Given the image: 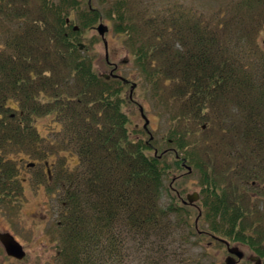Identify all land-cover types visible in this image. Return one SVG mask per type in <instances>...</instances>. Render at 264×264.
<instances>
[{"label":"trees","instance_id":"1","mask_svg":"<svg viewBox=\"0 0 264 264\" xmlns=\"http://www.w3.org/2000/svg\"><path fill=\"white\" fill-rule=\"evenodd\" d=\"M44 1H40L43 17L33 19L30 26L25 24L26 30L21 31L18 28L25 13L14 7L19 4L27 9L28 0H0V206H22L19 173L23 162L47 164L50 157L64 160L67 154L76 156L78 165L59 189L64 198L57 229L66 232L59 251L63 264H136L137 259L143 264H191L187 238L177 228L170 230L169 225H175L181 216L189 218L193 205H184L173 187L181 176L168 185L164 178L170 176L173 166L183 168V163L188 166L193 162L198 168L197 162L191 154L179 156L184 147L181 139L169 136V143L176 141L173 148L158 152L150 142L130 138L128 118L121 108V89L126 82L106 81L98 75L91 58L80 52V29L62 15L67 5H76L77 1L60 0L53 10ZM123 1L117 0L109 12L118 21L115 31L130 40L134 24L140 19L156 41L154 46H140L132 52L137 65L142 67L152 54L165 56L161 67L165 76L170 73L166 79L173 78L172 71L186 83L199 112L206 110L207 100L213 105L215 94L228 83L237 94L241 90H257L254 84L251 86L253 79L243 74L239 61L231 62L219 54L215 31L227 27L222 20L225 11H219L215 23L190 19L167 9L151 16L147 11H135ZM261 1L231 0L247 9ZM88 8L87 14L81 15L82 29L100 17L98 9ZM47 12L56 20L46 19L43 14ZM9 16L18 22L16 32L4 30ZM171 36L183 38L188 44L186 51L168 54L163 40ZM195 47L200 50L197 59L192 54ZM251 102L260 107L254 100ZM49 115L54 116V125H60L61 130L51 132L53 137H44L38 132L37 121ZM168 154L172 155L171 163L164 159ZM203 177V204L209 215L221 220L212 224L211 235L230 236L245 212L238 208L228 214L226 194L219 193L208 171ZM163 195L168 203L160 207L156 202ZM232 196L240 198L241 192L234 190ZM225 222L231 227L228 231L223 229ZM194 229L190 233L199 240L208 235L197 230V221ZM179 240L182 243L174 249ZM221 240L213 242L224 244ZM248 244L259 258H264V250Z\"/></svg>","mask_w":264,"mask_h":264},{"label":"rangeland","instance_id":"2","mask_svg":"<svg viewBox=\"0 0 264 264\" xmlns=\"http://www.w3.org/2000/svg\"><path fill=\"white\" fill-rule=\"evenodd\" d=\"M40 1L28 0L27 9L19 4L14 7L25 13L18 29L26 30L25 24L30 26L33 19L40 17L43 12ZM76 1V5H67L62 10V15H67L72 25L80 29L81 34L77 41L80 52L91 58L93 69L98 75L102 78L108 76V80L104 78L106 81L118 79L112 77L113 72V75L125 80L126 84L121 89V108L128 118L130 138L150 142V146L158 152L173 148L176 141L169 143V136L174 140L181 139L184 147L179 151V156L191 154L192 160L197 162L198 168L193 162L188 163L191 173H187L185 167L173 166L172 176H181L175 182L172 176L164 178L165 185L174 182L173 187L183 199L188 194L199 195L190 217L181 216L180 220H175V225H169L170 230L177 228L187 238L186 247L190 249L191 264H225L229 253L224 244L213 242L216 237L226 241L230 247H238L244 253L245 258L239 264H248L246 258L250 255L259 257L248 242L260 251L264 250V0L253 9L238 7L231 0L123 1L135 11H147L151 16L161 14L167 9L176 10L190 19L215 23L219 20V11H225L222 20L228 25L215 31L221 48L219 54L222 53L231 62L239 61L245 72L243 74H248L253 79L251 86L254 84L257 90H241L237 94L238 92H233L235 88L228 83L226 88L215 94L213 105L209 100L205 102L206 110L203 112L198 111L196 100L186 83L175 77L172 71L173 78L166 79L170 77V73L165 76L164 67H161L165 56L152 54L142 67L137 65L132 52L140 46L148 48L156 45L152 32L144 26V22L140 19L135 22L132 38L127 40L115 31V26L118 25L116 16H109L111 7L117 0ZM44 3L49 4L47 7L53 10L60 0H45ZM88 7L98 9L100 17L95 24L82 29L81 15L87 14ZM43 15L50 21L55 19L50 12ZM9 17L4 24V30L8 33L14 30L16 32L18 22L13 16ZM99 24L108 29L103 38L97 32ZM180 35L182 37L183 32ZM179 38L180 36L164 38L168 54L186 51L188 44L183 38ZM192 54L195 59L199 58V47H195ZM111 65L115 66L114 70ZM133 84L135 88L131 92ZM253 100L260 107L251 105ZM146 120L148 123L144 128ZM37 129L42 136L53 137L51 132L61 130V126L54 125V116L49 115L38 119ZM261 132V135L258 134ZM164 159L171 163L172 155H165ZM29 163H34V166H28ZM77 165L78 158L68 154L64 160L57 156L50 157L47 164L43 161L27 160L20 165L23 204L15 209L0 206V234L10 233L21 244L25 257L16 260L7 256L0 243V264H63L59 251L66 232L57 229L60 225L61 199L64 198L59 189L66 183L68 173L75 170ZM235 166L238 168L236 171ZM206 171L210 173L219 193L226 194L228 214H233L238 208L245 212L238 221L235 234L211 235L212 224L221 220L209 215L207 205L203 204V190L206 186L203 173ZM74 188L72 185V189ZM234 190L241 192L240 198L235 199L232 196ZM167 203L168 198L165 195L156 202L160 207ZM198 209L201 211L200 216ZM196 220L197 230L210 236L199 240L191 235ZM223 229L228 231L231 227L225 222ZM179 241L174 249L182 243ZM137 260L136 264H143L142 260Z\"/></svg>","mask_w":264,"mask_h":264},{"label":"water","instance_id":"3","mask_svg":"<svg viewBox=\"0 0 264 264\" xmlns=\"http://www.w3.org/2000/svg\"><path fill=\"white\" fill-rule=\"evenodd\" d=\"M108 31L107 27L103 24H99L97 26V32L100 35L101 38L104 37L105 33ZM264 43V40H263ZM105 47H106V43L104 42ZM106 60H107V56H106ZM111 75L113 78H118L120 80H122L123 82H125L124 79H122L121 77H118L117 75H113V72H111ZM104 78L106 80L109 79L108 76H104ZM135 88V85L133 84L131 86V92L132 90ZM140 112H142V110L140 109ZM143 118H145L143 116ZM148 121L146 120L144 128H146ZM28 166H34L33 163L29 164ZM183 167L186 168L187 173H191V168L189 166H186L185 163L182 164ZM50 173V171L48 170V174ZM170 176H172V174H170ZM172 180H175V177L172 176ZM199 200V195L197 193H192V194H188L186 195V198L182 200V203L184 205H194L197 201ZM201 215V212H199V216ZM197 221V220H196ZM218 239V238H215ZM221 242H223L226 245L227 251L229 253V256L225 259V264H238V261H240L243 256L244 253L239 250L238 247H230L229 244L224 241L221 240ZM0 243L4 248V251L6 253L7 256L12 257L16 260H22L25 257V252L21 246V244L19 242H17L15 240V238L8 232L5 233H1L0 234ZM253 264H261V259L258 256H253L250 259Z\"/></svg>","mask_w":264,"mask_h":264},{"label":"flooded vegetation","instance_id":"4","mask_svg":"<svg viewBox=\"0 0 264 264\" xmlns=\"http://www.w3.org/2000/svg\"><path fill=\"white\" fill-rule=\"evenodd\" d=\"M108 64H111V63H108ZM113 67V65H111ZM115 69V66L113 67V70ZM225 245V244H224ZM226 246V245H225ZM251 257H253L252 255L248 256L246 259L248 261V264H253V262L250 260ZM245 258V255L243 256V258L238 261V264ZM261 259V264H264V258H260Z\"/></svg>","mask_w":264,"mask_h":264}]
</instances>
